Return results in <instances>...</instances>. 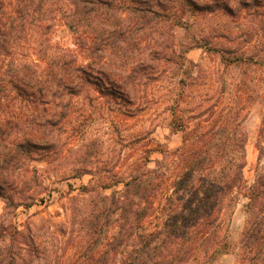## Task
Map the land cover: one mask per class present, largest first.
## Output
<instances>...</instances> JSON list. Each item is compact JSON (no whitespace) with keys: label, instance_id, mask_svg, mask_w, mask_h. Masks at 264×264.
<instances>
[{"label":"trees","instance_id":"trees-1","mask_svg":"<svg viewBox=\"0 0 264 264\" xmlns=\"http://www.w3.org/2000/svg\"><path fill=\"white\" fill-rule=\"evenodd\" d=\"M43 1L51 0H0V111H5L0 116L4 118H0V199L5 203L0 216V264H39L48 253V242L42 240L40 228L29 223L19 230L7 220L9 210L29 204H15L13 198L5 194L17 182L14 175L18 170L16 157H28L33 149L47 142L39 133L42 126L35 118L23 114L9 117L10 104L4 102L21 100L34 105L35 100L41 99L46 104L54 95L47 85L51 68L66 66L50 58L49 52L55 46L47 38L49 23L40 24L43 18L40 21L35 18V13L42 10ZM62 2L67 28L80 39H90L88 52L92 55H107L112 59L110 54L117 51L122 58L120 66L126 67L133 50L138 52L136 60L130 61L134 65L133 73L146 68L151 70L150 65H157L160 55L173 54V30L187 31L185 27L192 17L186 20V14L193 15L200 10L211 13L209 5L199 6L195 0ZM34 31L41 36H37L36 44ZM133 36L138 41L130 47L127 39ZM24 38L28 55L20 57L17 51ZM158 40L162 43H157ZM143 42L157 46L161 54L150 52L142 58L139 54L146 50V43L141 47ZM194 47L204 48L205 52L217 57L221 71L218 79H223L232 66L264 69V58L231 56L227 50L207 48L195 40L189 48L183 49L181 45L175 62L168 55L162 65L170 63L183 70L186 52ZM105 48L110 53L106 54ZM59 51L65 53V50ZM35 52L46 64L40 74L30 58ZM9 64L13 69H8ZM131 76L134 83L137 76ZM63 77L66 78L61 75L59 80ZM103 77L105 81L108 79L107 75ZM90 79L87 69L73 64L68 77L71 85H87ZM66 81L61 87L67 86ZM179 83L183 85L184 81L179 80ZM239 92L234 100H222L220 92L217 100L178 101L171 110L169 125L173 131L182 133L181 146L164 154V163L156 162L154 169L148 168L147 163L135 165L129 180L120 182L122 190H114L109 196L98 193L90 217L79 214L78 207L83 208V200L70 198L73 212L79 215L71 213L67 215L66 224L45 227L50 239L67 249V264H215L219 255L234 250L228 229L241 197L248 201L245 205L248 218L242 235L243 253L236 264H264L261 229L264 167L256 168L254 182L248 186L243 175L246 166L243 123L252 101L245 89ZM128 95L126 91L120 98L127 99ZM257 149L258 160H264V114ZM99 206L102 207L100 211L96 210ZM208 241L210 244L205 247ZM44 264L66 263L57 259L44 261Z\"/></svg>","mask_w":264,"mask_h":264},{"label":"rangeland","instance_id":"rangeland-1","mask_svg":"<svg viewBox=\"0 0 264 264\" xmlns=\"http://www.w3.org/2000/svg\"><path fill=\"white\" fill-rule=\"evenodd\" d=\"M195 1L199 6L209 5L211 13L200 10L193 15L186 14V20L192 17L189 26L185 27L187 31L173 30V54L168 52L161 57V49L143 42L141 47L146 43V50H142L139 56L146 58L148 53L158 52L160 61L157 65H150L151 70L146 68L134 73V65L130 61L136 60L138 52L132 48L133 57L131 55L126 67L120 66L122 58L117 51L110 54L112 59L88 52L90 39H80L67 28V18L63 14L64 9L61 10V7L65 8L62 0L43 1L42 10L35 13L38 21L43 18L40 24L49 23L47 38L55 46L49 52L50 58L64 62L66 66L51 68L47 85L54 95L46 100V104L41 99L35 100L34 105L21 100L4 102L10 104L9 117L23 114L35 118L36 123L42 126L39 133L47 142V145L33 149L28 157H16L18 170L14 175L17 182L5 194L12 197L15 204H29L28 207L9 210L7 220L19 230L29 223L36 225L40 228L42 240L48 242V253L39 264L57 259L67 264V249L62 243L58 245L55 239H50L45 230L48 226L66 224L67 215L71 213L76 216L81 212L90 217L98 193L109 196L114 190H122L120 182L129 180L135 165L147 163L148 168L154 169L156 162L164 163V154L181 146L182 133L173 131L169 125L171 110L178 101L217 100L220 92L223 93L222 100H234L240 94L239 90L245 89L252 101L243 123L246 136L243 175L248 186L254 182L256 168L264 167V160H258L257 149L264 114V69L232 66L223 79H218L221 71L217 57L200 47L186 52L183 70L170 63L162 65L168 55L175 62L181 45L183 49L189 48L192 40L203 43L207 48L227 50L231 56L264 58V0ZM39 33L33 34L35 44L37 36L41 37ZM26 40L24 38L19 43L17 53L20 57L28 55ZM137 41L135 36L127 39L130 47ZM157 43H162V40ZM58 49L65 50V53ZM105 53L110 52L106 50ZM30 58L35 61L40 74L46 67L45 62L36 52ZM73 64L88 70L90 84H70L68 77ZM8 69H13L11 64ZM61 75L66 76L67 81L64 77L59 80ZM104 75L108 76L106 81ZM131 75L137 76L134 83ZM179 80L184 81L183 85ZM65 81L67 86L61 87ZM125 90L129 92L127 99L120 98L125 95ZM2 113L5 111H0V116ZM118 183L116 187L102 189ZM72 197L83 200V208L78 207L79 214L73 212ZM247 202L245 198H239L230 219L228 233L234 250L219 255L215 264H236L242 255ZM99 207L96 210L100 211L102 207ZM4 208L5 203L0 199V216ZM262 222L264 233V219Z\"/></svg>","mask_w":264,"mask_h":264}]
</instances>
